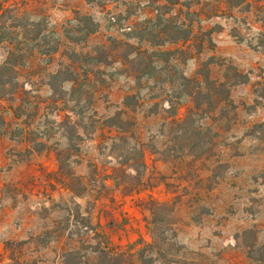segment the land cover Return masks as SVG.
<instances>
[{
	"label": "rangeland",
	"instance_id": "obj_1",
	"mask_svg": "<svg viewBox=\"0 0 264 264\" xmlns=\"http://www.w3.org/2000/svg\"><path fill=\"white\" fill-rule=\"evenodd\" d=\"M168 1L0 0L43 27L40 47L19 67L14 99H0V264H65V253L95 244L96 232L135 264L149 243L156 264H264V0H248L249 10L221 0L170 4L192 24L189 58L154 60L144 75L124 58L126 44L152 50L135 32ZM76 12L98 30L69 45ZM57 40L58 53L40 52ZM98 46L110 63L89 65L100 71L83 90L70 94L60 83L54 94L48 74L68 62L65 50ZM6 55L0 47V63ZM231 65L249 78L231 89L234 107L189 113L181 74L224 81ZM117 115L130 133L110 127ZM39 142L43 152L29 149Z\"/></svg>",
	"mask_w": 264,
	"mask_h": 264
},
{
	"label": "trees",
	"instance_id": "obj_2",
	"mask_svg": "<svg viewBox=\"0 0 264 264\" xmlns=\"http://www.w3.org/2000/svg\"><path fill=\"white\" fill-rule=\"evenodd\" d=\"M226 4L227 8H238L243 5H247L250 9V2L248 0H221ZM181 4L180 0H170L166 7L165 13L156 15L153 19L148 20L146 25L135 32L136 38L147 40L152 46V50L137 49L131 44H126L129 47V51L125 54L124 58L129 63H136L141 69L142 74L151 75V71L155 70L154 60L163 61L169 63L173 58L186 57L188 49L184 46L192 40L194 32L192 24L185 20H179V15H172L170 4ZM183 5V4H182ZM186 7H190V3L186 4ZM261 10H264L263 6H259ZM16 6H8L7 2L0 3V47L6 50V58L0 63V99L13 100L16 92L19 89L18 84V71L29 55H33L34 49L40 47L38 39L41 37L43 27L41 22H35L28 19L24 14H17ZM260 10V11H261ZM182 10H180L181 13ZM194 13V12H188ZM74 21L77 22L75 27L66 30V37L70 44H79L85 41L90 35L94 34L98 30V23L90 15H82L76 12ZM76 33L79 36H73ZM207 33V32H205ZM212 30L206 34L210 37ZM57 43L46 50H40L44 55L52 53H58L60 50L59 43ZM211 42V40H210ZM180 44L182 48L160 50L159 47L164 45ZM204 41L200 39L196 43V50L200 51L203 48ZM138 50V51H136ZM68 56V62L61 64V68L54 72L49 73L48 85L54 92L58 94L61 87L60 83L70 84V94H75L77 91L83 90L82 86L91 79L90 72H99L95 68L100 64L110 63V54H108V48L98 46L95 47L93 53L80 52L76 49L69 48L64 52ZM135 53V54H134ZM134 54L135 58L130 60V56ZM144 54L145 58H148V63L144 62V58H139V55ZM138 57V58H137ZM187 58H189L187 56ZM89 67V68H88ZM228 71H232V75L226 73L224 81H218L211 78L209 73L198 72V77H187L185 74H181L179 77L182 82L183 92L190 97L194 105L189 108L188 112L192 114L210 113L214 116L216 111L224 112V114L234 107V103L231 98V89L240 83L248 82V75H244L235 66L231 65ZM152 77V76H149ZM133 96H126L125 105L131 107L130 100ZM202 99V100H201ZM65 121L70 119L69 116H65ZM187 119L184 118V120ZM110 123V127H117L122 130L123 133H130L128 128L123 125H130V121H124L120 117L114 116L107 120ZM119 123V124H118ZM264 132V123L259 125ZM214 135H217L214 133ZM41 143L39 148L30 147L31 151L43 152L45 149L44 144ZM95 244H86L78 249L71 250L65 253V264H135L133 253L127 249L120 248L119 246L108 243L100 236L99 232L95 233ZM156 243H149L143 246L138 253V260L140 264H156V260L153 256L148 255L149 250L155 247ZM68 258V260H67Z\"/></svg>",
	"mask_w": 264,
	"mask_h": 264
},
{
	"label": "crops",
	"instance_id": "obj_3",
	"mask_svg": "<svg viewBox=\"0 0 264 264\" xmlns=\"http://www.w3.org/2000/svg\"><path fill=\"white\" fill-rule=\"evenodd\" d=\"M215 42H218V40H216Z\"/></svg>",
	"mask_w": 264,
	"mask_h": 264
}]
</instances>
